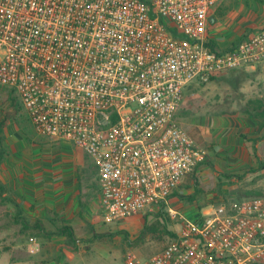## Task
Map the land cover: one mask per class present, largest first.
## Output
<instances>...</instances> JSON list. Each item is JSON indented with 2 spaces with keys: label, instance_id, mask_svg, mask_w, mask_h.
I'll return each mask as SVG.
<instances>
[{
  "label": "built area",
  "instance_id": "2783aa9c",
  "mask_svg": "<svg viewBox=\"0 0 264 264\" xmlns=\"http://www.w3.org/2000/svg\"><path fill=\"white\" fill-rule=\"evenodd\" d=\"M219 1L0 0V84L38 132L94 160L106 220L169 206L205 159L176 119L186 87L264 61V28L229 52L208 45ZM169 213L176 236L125 264H264V197Z\"/></svg>",
  "mask_w": 264,
  "mask_h": 264
},
{
  "label": "crops",
  "instance_id": "0c3cea01",
  "mask_svg": "<svg viewBox=\"0 0 264 264\" xmlns=\"http://www.w3.org/2000/svg\"><path fill=\"white\" fill-rule=\"evenodd\" d=\"M231 2L220 0L208 19V45L221 52L232 51L264 28L262 5L254 4L258 12L252 16L247 6L233 9ZM217 82L226 88L230 102L241 105L230 111L205 110L201 116L207 124L200 126L201 132L190 128L187 132L202 148L212 142L226 143L242 155L245 164L254 152L250 138L264 132V61L223 72ZM231 88L238 91L233 94ZM186 103L184 97L178 108L184 116L191 108ZM13 139L8 137L0 145V183L10 192L0 199L9 201L15 216L12 224L0 222L1 231H12L10 237L0 239V264H125L129 233L142 229L144 212L118 222L106 220L97 165L72 141L33 131ZM189 179L190 175L184 177L170 202L177 204V194L190 193L183 188Z\"/></svg>",
  "mask_w": 264,
  "mask_h": 264
},
{
  "label": "rangeland",
  "instance_id": "374dc122",
  "mask_svg": "<svg viewBox=\"0 0 264 264\" xmlns=\"http://www.w3.org/2000/svg\"><path fill=\"white\" fill-rule=\"evenodd\" d=\"M231 1L232 6H234L233 9H236L235 6H247L248 12H252V16L258 12L253 8L254 4H260L264 8V0ZM260 14L261 16L264 15L261 12ZM217 79L218 76H215L208 82H195L186 87L184 97L186 104H190V113L184 116L182 111L179 110L176 115L178 123L180 125L182 123L181 127L186 131L190 128L194 132H201L200 126L207 124L206 118L201 116L205 110L212 113L226 109L230 111L233 106L235 109L241 105V103L229 101V97L225 96L224 92L226 88L217 85ZM229 91L234 94L238 89L231 88ZM209 116L214 117L212 114ZM212 120L210 119V121ZM16 130L19 134H12ZM30 131H33L34 134L37 133L38 136H47L35 129L29 120V115L19 94L13 88L7 87V89L0 91V145H4L7 138L12 139V136L13 140L18 141L20 134ZM195 142L197 143L196 140ZM257 143H259L257 146L258 154L264 162V132L260 134ZM226 145L224 142L206 144L203 148L205 159L197 165L193 173L188 174L190 179L183 186V188L189 189L190 193L177 194V197H179L177 204L169 202V206H158L156 210L147 209L144 212V222L145 217H147L149 224L157 220H164L168 224L169 230L177 232L180 228L179 218L173 219L169 213V220H167L166 216L168 214L166 212H169V208L176 210L179 214L186 213V215L194 217L200 213L201 207L209 203L218 204L230 198H247L253 196L255 192L264 194V167H259L254 152H251L250 157H247L249 161L245 159L244 164L242 155L240 157L238 152L231 151L230 147L228 148ZM73 150L75 151V148ZM96 168L99 173L98 166ZM3 193L10 195L8 188L0 183V195ZM2 202V199H0V222L2 225L12 224L15 221L12 218H15V216L12 215L10 210L11 204L8 200ZM161 212H165V214L162 213V215ZM140 233L141 229L139 233H129V247L139 257L145 259L160 251L173 239L169 233H164L162 239H155L151 233L142 239ZM11 234V230H0V239L8 238Z\"/></svg>",
  "mask_w": 264,
  "mask_h": 264
},
{
  "label": "trees",
  "instance_id": "16d2710c",
  "mask_svg": "<svg viewBox=\"0 0 264 264\" xmlns=\"http://www.w3.org/2000/svg\"><path fill=\"white\" fill-rule=\"evenodd\" d=\"M7 87L8 86L0 84V91H3L5 89H7ZM261 117H262L261 120L263 122V128H264V108H263V111L261 113ZM258 139H260V135L259 136L257 135L255 137L250 138V141H252V143H253V151H254L255 157L258 159V163L260 165L259 167L263 168L264 167V162H262L261 157L258 154V148H257V145H256ZM250 197H264V194H262L261 192H255L254 195L250 196ZM161 206H163V205H161ZM162 213L165 214V212H161V214ZM166 213L168 214L166 216V218H167V220H169V218H168L169 217V212H166ZM160 219H162V218H160ZM149 233L153 234L155 239H162L164 233H169L173 238L176 236V232L169 230L168 224L166 223V221L157 220V221L152 222L151 224H149L148 221H147V217H145V222H144V225H143V227L141 229L140 237L143 239Z\"/></svg>",
  "mask_w": 264,
  "mask_h": 264
}]
</instances>
